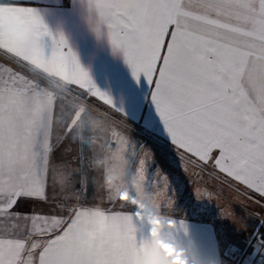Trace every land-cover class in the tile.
<instances>
[{
    "label": "snow or ice",
    "instance_id": "1",
    "mask_svg": "<svg viewBox=\"0 0 264 264\" xmlns=\"http://www.w3.org/2000/svg\"><path fill=\"white\" fill-rule=\"evenodd\" d=\"M81 3L97 35L152 86L142 119L164 132L183 169L210 168L238 194L264 199V0ZM0 57V264H137L139 213L125 211L115 177L103 184L112 207L88 206L86 177L54 170L63 168L53 163L57 101L71 94L116 110L113 98L31 0H0ZM81 114L63 121L66 134ZM159 261L170 264L162 253Z\"/></svg>",
    "mask_w": 264,
    "mask_h": 264
},
{
    "label": "rangeland",
    "instance_id": "2",
    "mask_svg": "<svg viewBox=\"0 0 264 264\" xmlns=\"http://www.w3.org/2000/svg\"><path fill=\"white\" fill-rule=\"evenodd\" d=\"M115 120L135 138V144L131 142V145L136 151L131 149L128 167H122L129 171H116L110 165L112 171L108 176L115 177L121 201L130 202L125 211L139 213L133 216L137 238L133 254L137 264H160L161 253L170 264H183L174 249L156 246L152 228L159 221L150 223L154 214L174 221V227L165 226L163 233L179 240L194 264H231L226 258V249L232 245L243 246L257 229L259 219L253 213L264 211L261 207L264 199L255 193L249 194L251 200L238 194L210 175L213 171L210 168L201 171L189 167L185 171L175 148L156 127L142 129L128 120L118 117ZM134 153L138 156H133ZM104 195V189L87 188L83 203L112 207L106 200L102 201ZM181 224L185 227L181 228ZM103 246L101 240L98 247ZM174 256L173 261L170 258Z\"/></svg>",
    "mask_w": 264,
    "mask_h": 264
},
{
    "label": "crops",
    "instance_id": "3",
    "mask_svg": "<svg viewBox=\"0 0 264 264\" xmlns=\"http://www.w3.org/2000/svg\"><path fill=\"white\" fill-rule=\"evenodd\" d=\"M36 4L53 35L63 33L77 54L81 66L88 72L92 82L101 91L110 95L116 106L104 105L95 98L85 101L86 105L69 97L57 101V117L61 121L54 125V144H58L53 153V163H62V169H54L73 174L74 179L81 176L87 179V188L104 189L103 184L113 165L116 171L128 167L127 157L135 144V138L115 120V117L134 123L142 129L152 126L142 116L151 111L152 86L143 77L137 80L123 54L114 51L103 36L94 31L91 14L81 0H31ZM45 56L52 52V38L45 36L41 40ZM0 63H8L0 57ZM58 95H63L58 93ZM79 121L70 133L64 132L63 121L73 112L81 111ZM158 133L167 136L159 128ZM122 134L125 143L120 147L113 136ZM67 135L63 143L59 137ZM168 139V138H167ZM138 156L137 153L132 154ZM108 166L109 169H108ZM51 174V173H50ZM94 195V194H93ZM96 195V194H95Z\"/></svg>",
    "mask_w": 264,
    "mask_h": 264
},
{
    "label": "built area",
    "instance_id": "4",
    "mask_svg": "<svg viewBox=\"0 0 264 264\" xmlns=\"http://www.w3.org/2000/svg\"><path fill=\"white\" fill-rule=\"evenodd\" d=\"M67 97L87 106L83 99L78 100L71 94ZM253 214L259 219V226L247 242L243 246L232 245L226 249V258L231 264H264V218H261L264 211H255Z\"/></svg>",
    "mask_w": 264,
    "mask_h": 264
},
{
    "label": "clouds",
    "instance_id": "5",
    "mask_svg": "<svg viewBox=\"0 0 264 264\" xmlns=\"http://www.w3.org/2000/svg\"><path fill=\"white\" fill-rule=\"evenodd\" d=\"M153 221H159V224L153 223L152 231L155 233L154 240L157 247L161 245H167L171 249H174L176 256L180 258L183 264H194L193 260L188 256L185 249L180 246L179 240H176L174 237L170 238L165 236L163 233V228L165 226L174 227V221H169L165 217H162L158 214H154L150 218V223ZM176 256L171 257V260H175Z\"/></svg>",
    "mask_w": 264,
    "mask_h": 264
}]
</instances>
